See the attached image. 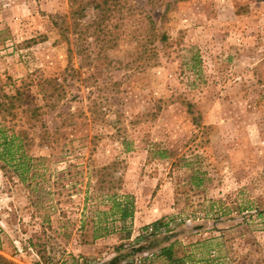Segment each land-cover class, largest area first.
<instances>
[{
  "label": "rangeland",
  "instance_id": "obj_1",
  "mask_svg": "<svg viewBox=\"0 0 264 264\" xmlns=\"http://www.w3.org/2000/svg\"><path fill=\"white\" fill-rule=\"evenodd\" d=\"M18 87L44 126L25 181L0 160L13 264H169L172 242L264 264V0H0V94ZM113 192L134 216L93 239Z\"/></svg>",
  "mask_w": 264,
  "mask_h": 264
},
{
  "label": "trees",
  "instance_id": "obj_2",
  "mask_svg": "<svg viewBox=\"0 0 264 264\" xmlns=\"http://www.w3.org/2000/svg\"><path fill=\"white\" fill-rule=\"evenodd\" d=\"M93 6L101 9L102 15H105L106 10L104 4L95 2ZM82 11L83 6H79V8L72 10V15L75 13H82ZM82 15L83 14H80V16ZM149 24V30H154L156 28L152 18H150ZM66 28H68V26ZM165 37V34H161L160 39L164 40ZM0 95V115L3 117V121L0 120V160L3 161L4 165L11 167L22 181H25L27 179V172L32 166V161L34 160L26 151V147H28L34 139V136L29 134V128L36 124V122L42 123L44 126V123L41 120L40 107L30 106L27 102L26 92L20 87L16 88L14 94ZM17 110H20L22 115L18 120L12 122L11 120L16 116ZM8 117H10V119H8ZM38 135L41 139L50 143L51 133L49 130L43 129ZM167 152V150H161L160 156H167ZM117 162L118 161L111 162L100 169L102 174L101 180L107 177L104 175L111 174V170ZM107 199L110 200L109 209L98 212V215L101 214L104 216L103 218L99 217V220L96 221L97 224H95L92 232L93 239L100 238L108 233L106 224L105 226H101V223L108 221L107 219H109V217H111L112 220L118 219L124 223L126 220L134 216L135 202L132 196L120 195L113 192L107 194ZM164 225H168V222H163L161 219H157L152 223V226L155 228ZM160 256L169 264H187L184 255H176L174 242L162 247L160 250ZM0 263L13 264L11 260L2 254H0ZM78 264L89 263L79 262ZM205 264H211V260L206 259Z\"/></svg>",
  "mask_w": 264,
  "mask_h": 264
}]
</instances>
